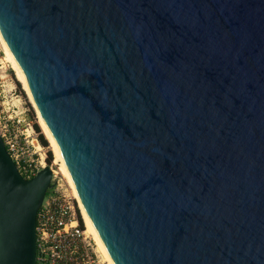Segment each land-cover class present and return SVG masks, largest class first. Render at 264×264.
<instances>
[{"label": "water", "instance_id": "water-1", "mask_svg": "<svg viewBox=\"0 0 264 264\" xmlns=\"http://www.w3.org/2000/svg\"><path fill=\"white\" fill-rule=\"evenodd\" d=\"M0 39L114 264H264V0H0ZM53 185L0 136V264Z\"/></svg>", "mask_w": 264, "mask_h": 264}, {"label": "built area", "instance_id": "built-area-1", "mask_svg": "<svg viewBox=\"0 0 264 264\" xmlns=\"http://www.w3.org/2000/svg\"><path fill=\"white\" fill-rule=\"evenodd\" d=\"M21 134L20 138L6 137L4 133L0 136L19 174L30 179L45 166L47 155L33 124L26 123L25 132ZM51 171L54 185L48 189L36 212L35 264H107L85 225L72 190L67 191L56 171L52 168Z\"/></svg>", "mask_w": 264, "mask_h": 264}, {"label": "rangeland", "instance_id": "rangeland-1", "mask_svg": "<svg viewBox=\"0 0 264 264\" xmlns=\"http://www.w3.org/2000/svg\"><path fill=\"white\" fill-rule=\"evenodd\" d=\"M17 119H20L21 122H17ZM28 122L31 124L36 122L39 126L37 112L24 91L22 84L16 79L15 72L10 62L5 58L3 46L0 43V133H4L6 137L16 136L20 138L22 136L21 132H25L26 123ZM33 130L38 136L39 132L35 130L34 126ZM40 132H42L41 128ZM40 145L42 150H46V155H48V151L52 153L51 162L47 163V160H45V166L50 165L56 171L57 177L60 178L64 187L70 192L71 188L68 182L58 170V164L54 163L53 151L48 140L47 145H42L41 143ZM30 147L32 149V146ZM35 155L38 157V154Z\"/></svg>", "mask_w": 264, "mask_h": 264}, {"label": "bare ground", "instance_id": "bare-ground-1", "mask_svg": "<svg viewBox=\"0 0 264 264\" xmlns=\"http://www.w3.org/2000/svg\"><path fill=\"white\" fill-rule=\"evenodd\" d=\"M0 43H1L2 46H3V50H4V54H5V58L10 62L11 67H12L13 71L15 72L16 79L22 84V87H23L24 91L26 92V94H27L29 100H30L31 103L33 104L32 100H31V97H30V95H29V93H28V91H27L26 85L24 84V81H23V79H22L20 73L18 72V69H17L16 65L14 64V62H13V60H12L10 54L8 53L7 49L5 48L4 44H3L2 41H1V39H0ZM33 106H34V104H33ZM34 108H35V106H34ZM35 110H36V108H35ZM36 112H37V110H36ZM37 116H38V123H39V126H40L41 130H42V133L44 134L45 138L48 140L49 145H50V147H51V149H52V151H53L54 163H55V164H58V166H59V169H58V170L60 171L61 175H62V176L66 179V181L68 182V184H69V186H70V188H71V190H72V194H73V196H74V197L76 198V200L78 201V204H79V206H80V209H81V212H82V216H83V219H84V222H85V225H86L88 231L92 234V236H93L94 240L96 241L97 246H98L100 252L102 253L103 258H104V260L107 262V264H114V262H113V260L111 259L109 253L107 252V250H106L104 244L102 243V241H101L99 235L97 234V232H96L94 226L92 225L90 219L88 218V216H87L86 213H85V210H84L83 205H82V203H81V201H80V198H79V196H78V193L76 192V189H75V187H74V184H73V182H72V179H71V177H70V174H69V172H68V170H67V168H66V166H65V164H64L63 159H62L61 156H60L59 151L57 150L55 144L53 143V141H52V139H51V137H50V135L48 134V132H47V130H46V127H45V125H44L43 121L41 120V118H40V116H39L38 113H37Z\"/></svg>", "mask_w": 264, "mask_h": 264}, {"label": "trees", "instance_id": "trees-1", "mask_svg": "<svg viewBox=\"0 0 264 264\" xmlns=\"http://www.w3.org/2000/svg\"><path fill=\"white\" fill-rule=\"evenodd\" d=\"M33 126H34L35 130L37 132H39V134H38V140H39V142L42 145H47V140L45 139L43 133L40 132V128H39L38 124L36 122H34L33 123ZM51 159H52V153H51V151H48V155L46 157L47 163H50L51 162Z\"/></svg>", "mask_w": 264, "mask_h": 264}]
</instances>
